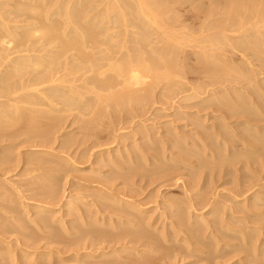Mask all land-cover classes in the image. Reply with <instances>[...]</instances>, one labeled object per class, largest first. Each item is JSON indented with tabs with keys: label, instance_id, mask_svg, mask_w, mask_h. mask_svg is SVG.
<instances>
[{
	"label": "rangeland",
	"instance_id": "374dc122",
	"mask_svg": "<svg viewBox=\"0 0 264 264\" xmlns=\"http://www.w3.org/2000/svg\"><path fill=\"white\" fill-rule=\"evenodd\" d=\"M18 1H16V0H9V1L0 0V4H1L0 5V9L2 8L0 10L1 13L3 12L5 14V12L6 13H7V11L9 12V10L14 8L15 3L18 2ZM58 1H60V0H51L50 3L52 2L51 3L52 5L50 4V7L52 6L51 8H53L56 5L54 9H57ZM76 1H78V0H76ZM76 1H74V0L70 1L71 3L69 5L72 6V8H74V9H72V11H71V7L70 6L66 7V5H65V8H66L65 10H68L67 8H70L71 12H73V10H74V13H77V12L80 11L79 4L81 3V4H85V6L81 5V8H83L82 11L84 12V11L89 10L88 7H90L92 9V6L94 5L95 7L93 6V9H94V11H97V12H94L93 9H92L93 13H92L91 10H90L91 12L88 11L89 13L85 12V14H83V13H81L82 11H80V13L83 14L82 16L84 18L88 16V15L86 16V14L94 15V16H88V19L86 18L85 20L91 21L90 23H92V21H93L92 18L94 20H96V22H95L96 26L95 27H98L97 24L99 23L100 19L102 20L104 15H106V14H108L107 16L110 15V17H111V20H109V22H111V21L113 22V19L115 18L114 16L116 14H118L119 13L118 11L120 10V8H116V7L119 6L118 3H119L120 0L118 1V3L115 2L116 0H110V1L107 0L108 3L109 2H114L115 4L117 3L116 6L113 7V9L111 7L112 3H109L110 4L109 5L106 0H104V1L101 0L100 1L101 3L99 2V0H97L96 2H99V3H97L96 5H100V7L97 6V8L99 7V9H101V10L96 8V5H95L96 2L93 3V1H95V0H92V3H93V4H91L92 6H88V2H90L91 0H84L85 1L84 3H82L83 0H80L81 2L78 1V4H77ZM221 1H218V0H176L172 4V3H169V2H171V0H170V1H167L168 3L165 2L166 4H164V5H166V7L163 8V9H165L164 11L160 9L161 11L164 12V14L162 12V15H160L161 13H159L160 11H158V13H159L158 16L159 17L160 16H164L165 19L168 16L171 19L174 18L173 20H175L176 16L178 17V20H175V23L172 22L173 23V27H174L175 24H177L176 26L177 27L179 26V27L176 28V29L177 30H182L183 31L182 34L185 33L183 35L186 36V37L183 38V36H182V38L180 40V42H181L180 45L181 46L179 44H177V45L180 46V48L182 47V49H181V52H180L179 51V46H177L178 47V51L180 52V54L178 53V56L180 58L178 57L179 61L176 60V64L178 62H180L184 66H182L180 63H178V70L180 71V69H181L183 71H180V74H178V75L177 74H173L174 77L173 76L171 77L172 80L171 79L167 80V78L166 79L165 78H161L159 80L157 79L156 81H154V83L156 85L153 83V87H150L151 88L150 94H152V95L150 97H148L147 102H145V104H138V106H136V107H134L135 105H133V104L125 105V106H121L120 105L121 109H119L120 108L119 105H117V107L115 108L113 106V105H115L114 103L112 104L110 102H107V101L105 102L103 100V103L99 102V104L100 103H102V104L101 105L98 104L97 107H95V106L93 107L91 105L90 106L91 110L90 109L88 110V108L82 110V109H80L78 107L77 108H73V109L72 108H68L67 110L71 111V112H68L67 110H65L66 113L62 112L65 115L66 118L64 117V115H62V118H64L63 119L64 121L61 124L58 125L57 123L53 122V125L55 124L53 128L56 127L57 129L55 128L56 132H55L54 129H53L54 131L53 130L51 131V132H53V133L55 132V133L53 135H52V133L50 134V136H49L50 139L47 140L48 143L41 140V143L44 142V143H42L44 147L40 144V138H37V136L41 137L42 131L47 128L46 121L44 119H41L39 117L36 118L37 116L35 117V119H33L31 117V115L29 114V112H27V111L25 112L27 117L24 115L23 118H18V119L16 118L15 119L14 117H12L10 115L12 112L7 114L6 115L7 117L5 115L0 117V120L3 118L1 120V122L2 123L4 122L3 125L0 122V125H1L0 126V130H1L0 131V140H2V141H0V159L3 160V158L7 157V156H9V158H10L8 160V162H10V163H7V162L3 163L4 165H1L2 163L0 161V259H1L0 261H3L1 264H20L21 262H22L21 264H106V262H108L110 260L111 261H115L114 264H122L124 262L130 263L131 261H132L131 263H134L133 261L136 262V260L139 259L137 257L138 256L137 254H139V256H140V259H139L140 261L137 260V262L139 264H143V263H145V264H264V207H263L264 206V204H263L264 200H259L260 202L257 201L258 202V207L257 206H253L255 208V210L251 209V207H250V210L248 208V210H249L248 211L247 209L245 210V208H247V204H248V202L250 200H245L246 199L245 195H241V196L240 195H237V196L235 195V197H233V195L235 193H233V191L230 190V189L235 190L236 187L240 183L242 185V183L244 182L245 183L244 185H246V183L248 182L247 185L250 184V183L255 185V188H256L255 190L258 192V196L259 197H262V198L264 197L263 196L264 195V152L261 153V151H260V153H259V151L257 150L258 154H259L258 155L256 153L257 151L256 150H251L250 147H247L248 150H245L246 146L242 147L241 144L236 143V140H233L234 138H231L233 140V142H229L230 143L229 145L230 146L236 145L237 147L235 148V150L232 147L229 148L228 145L227 146L225 145V147H224L223 144H222L220 146L219 143H221V141L224 140V136L223 137L219 136L216 139L218 143L214 142V137L211 136L210 138L211 139L213 138L212 139L213 143L211 144V146H209L207 148H204V146H202L201 143L197 142V140L194 139V137L195 138L197 137V136H194V135H196L198 132H201V133L204 132L205 134H207V132H209V134H210V131L213 129V126L216 123L217 124L219 123V121H218L219 119H216V118H218V116L221 115V111H220V113L219 112L216 113V111L214 109L212 110V108H214L213 107V103H217L218 101H219V103H222V97H224L223 102H225V103H232L233 100L234 101H238L242 97L240 92H237V90H236V89L239 88L238 87L239 85H237V81H236V85L237 86L235 85V83L233 85V82H231L232 84L231 83L229 84V82H230V80H229V82L226 81L224 83V85H223L224 87L222 86L223 83L222 84L219 83V84H216L215 86L207 87V89L210 91V92L206 93L207 95L205 94V95H203V97L201 96L199 98H192V99H188V100H186L185 97L188 94H190L191 92L190 91L182 92L183 89L188 88V87H192V85L194 83H196L197 80H199L197 78H200V80L198 81L199 84H200L201 81L207 80V78L204 77L205 76L204 72H202L201 70L203 69L204 62H208L210 58L207 59L208 56L203 55V52L201 50L202 46L199 47L198 43H200V45H205V44H208V43L204 42L205 44L204 43L202 44L198 40H200L201 38L205 39L206 32H207V35L209 33H211V37H213V33L214 34L216 33L215 34L216 36H217L218 33H221L220 27L217 28V30L219 31V32H217V30H216V28L214 26V25H216V27H217V24H218L217 22L218 21H219V23L220 22L224 23V24H221V25H225L226 24V22H225L226 21L225 20L226 17H225L224 14H226V16L228 14L225 11H224V14H223V9L221 7H222V4H223L224 0H223V2H221ZM8 2H9V6L7 5ZM66 2L64 4H68ZM74 2H76V3H74ZM176 2H178V3L174 4ZM213 2L215 4L218 3L216 6H214L215 9L216 8L218 9V7L220 6L219 4L222 3L221 6L219 7V11L217 9L215 10L214 8H213L214 9L213 11H208V8H210L214 4ZM199 3H200V5H199ZM105 4H107V5H105ZM120 4H121V1H120ZM170 4L171 5H176V6H171ZM74 5L79 7L78 11H77V8L75 10ZM104 5L107 6V7L105 8ZM108 5H109L110 9H109ZM164 5H162V6H164ZM196 5L197 6L198 5L199 6L202 5V9H199L198 7H195ZM112 6H114V5H112ZM162 6H160V7L162 8ZM168 6H169L170 11H167ZM3 8H4V10H3ZM5 8L7 10H5ZM195 8H197V10H195ZM106 10H107V12L111 11V10H115L117 13L115 11H113V13L114 12L116 13L113 16V13H110V12L107 13ZM50 11H54V10L50 9ZM75 11H77V12H75ZM98 11H99V13H98ZM101 11L103 12V14L105 12V14L103 15L101 13ZM166 11L169 12L170 14H172L173 16L170 17L171 15L169 13L166 14ZM205 11H206V15H203V12H205ZM221 12H222V14H221ZM100 13H101L102 16L99 15ZM120 13H121V11H120ZM211 13L214 16H212ZM5 15H6L7 19H9L8 17L11 16L10 14H9L10 16H7V14H5ZM98 15L100 17V18H98L99 20L96 18V16H98ZM174 15H176V16H174ZM222 15H224V16H222ZM116 16H118V15H116ZM206 16L207 17L209 16V18L213 19L212 22L214 24L213 23L211 24V19L207 18ZM83 17H81V19H83ZM10 18H11L10 19L11 20V22H10L11 25H13L14 24L13 22H15V21H17V22H15V24H17V23L20 24L19 20H21V19L15 20L16 18H14L13 15ZM52 18H53V20H56V18H58V17L57 16L56 17L53 16ZM164 18L162 20L161 17H160V20L164 22L165 21ZM221 18H222V21H221ZM223 18H224V21H223ZM106 19H110V18L106 17L103 20L105 21ZM171 19H169V21L167 23H166V21L164 23L162 22L163 25L165 23L166 24L170 23ZM85 20L83 19L84 22H86ZM103 20L101 22L103 23L104 26L108 27L107 29H109L111 26H108V25L109 24L112 25V23L107 22L108 20H106L105 22ZM89 21H87V22H89ZM106 23L107 24L109 23V24L106 25ZM127 23L129 24L130 22L127 21ZM116 25L117 24H115V23L112 25V28L114 29L113 30L111 28L112 32H114L116 28H117L116 29V31H117L116 33H118V31H120V32L118 34H116L114 32L116 34V38L115 39L111 38V39H113V41L111 40V42H113V44L119 42V40H120V42L123 41L124 40L123 38H125L127 36L129 37L131 33H134V34L136 33L135 35H137V33H138L137 32L138 31L137 27L139 25H137V27H136V24L134 26L131 24V25H129L130 27L127 26L126 28H123L124 26H118L117 25V27L114 28L113 26H116ZM251 25H250V29L252 28L254 30L253 31L251 29L253 31L252 34H254V32L257 29L255 30V25H254V28L252 27L253 25L252 26ZM263 25L264 24H261L262 27H264ZM169 26H170V24H169ZM213 26H214L213 30H215V31L211 30V27H213ZM100 27H101L100 30H98L99 29V27H98L97 32H99L101 30L104 31V32L102 31L104 33V34L102 33L103 36H101L102 34L101 35L99 34V36H101V38L102 37L104 38V35H106V37H107L110 33H112V32L109 33L110 30L108 31L106 29V27L102 28L103 27L102 25H100ZM119 27H121L122 29L121 28L119 29ZM182 27H185V28H182ZM248 27H249V25H246L245 28L243 27L244 32L247 31L246 29ZM134 28H135V30H134ZM202 28H204L205 30L202 29ZM105 29H106V31H105ZM123 29H126L128 31L126 32ZM152 29L155 32L156 26H153ZM170 29H171L172 33H173V31H176L175 27L172 28V26H170L169 29H168V32L167 31L166 32L167 33H171V32H169ZM173 29H175V30H173ZM199 29H200V31H199ZM243 29H241L242 30L241 32H243ZM261 29H262V31H264V28H261ZM201 30H202L203 33L201 32ZM249 31L250 30L248 28V32ZM17 32H18V30H17ZM19 32H21V31L19 30ZM124 32H126V35L124 34ZM129 32H131V33L128 35ZM154 32L152 33V34H154V36L152 35V37H154L155 40H157V38H156L157 35H155L156 33H154ZM166 32L163 33L164 35L158 36L160 41H161V39H165V37H167V33ZM99 33H101V32H99ZM114 33H113V36H115ZM230 33H232V32H230ZM230 33L229 32L227 33L229 35V37H228L229 39H227V38H226L227 40L219 39L220 42L225 43V44H227L229 42H231L233 44H238L239 39H231L230 38L231 36H235L233 34H235L237 32L231 34V36H230ZM134 34H131V35L134 36ZM202 34H204V35H202ZM237 34H236V36H237ZM192 35H194V36H192ZM207 35H206V37H207ZM117 36L119 38H117ZM162 36H163V38H162ZM187 36L188 37L191 36L192 40H190ZM197 36H199V37L201 36V37L198 39V38H196ZM253 36H249V39L251 38V40H249L248 37L246 38V40L247 39H248V41L256 40L257 36L256 37L255 36L253 37ZM116 39H117V42H115ZM159 39L157 41H154V39L151 38V36H150L151 42L154 41V43L152 44L150 42L149 44H152L153 47H157L156 45H158V44H156L155 42H158ZM184 39H187V40H184ZM196 39H197V41H196ZM171 40L174 42L173 39H171ZM171 40H169V41L171 42ZM230 40H232V41H230ZM234 42H236V43H234ZM162 44L164 45V43H162ZM3 45H4L3 47H5V45L8 46L7 44H3ZM152 46L150 45V47H149V45H148L149 48H151ZM158 46H161V44L159 43ZM117 47L121 49V50L119 49L121 52L123 50L122 53H124V51L126 52V49L125 50H124V48L122 49L120 45L115 46V48H114L115 51H116ZM194 47H195V49H193ZM0 48H2V44H0ZM182 51H183L184 54L182 53ZM232 51L233 50H231L230 52L226 51L225 53L224 52H218V54L220 53L222 55L221 59L222 60L224 59L223 61L226 64H229V65L226 66V67H228V70L231 69V67L233 68L232 70H229V72L231 71L230 73H232V75H233L231 77L229 76L230 78H233L234 76L239 74L237 72H240L239 67L242 66L241 65L242 64L241 53H239V52L236 53L237 51L234 50L235 54H234V56H232L233 55V53H231ZM197 52H200L201 55L199 56L197 54ZM181 53L183 54V57H182ZM214 53L217 54V52H214ZM222 53H224L225 55L222 54ZM193 54H195L197 57H199V58H197L198 59L197 62H195L196 59L194 57H196V56L193 57L192 56ZM229 54H231V55L229 56ZM186 55H188V56H186ZM201 57H203V58L201 59ZM181 58H182V60H181ZM188 58H189L190 61H188ZM231 58H233V59H231ZM191 59H192V64L190 63ZM230 59L233 60V61L230 62L231 61ZM237 59L238 60L241 59V60L238 61ZM193 61H194V63L196 65L193 63ZM198 61H201V62H198ZM202 61H203V63H202ZM210 61H211V59H210ZM77 62L78 61L73 62V64L75 65ZM234 62L235 63L237 62V64L235 65ZM179 65H181V66H179ZM71 66H72V63H71V65H68V68L71 67ZM180 67H182V68H180ZM189 67L190 68L192 67V68L190 69ZM195 68H196V70L199 69L201 71V73H200L199 70L198 71L194 70ZM8 69L10 70V68H8ZM71 69L72 68H70V70L69 69L68 70L71 72L72 71ZM226 69H225V71L227 73L228 70H226ZM68 70L65 71V72H69ZM193 70H194V72H191ZM82 71L80 73H82ZM4 73H6V71H4ZM226 73L224 72L225 75H226ZM72 74H73V72H72ZM75 74H77V73H75ZM91 74L88 73L89 76ZM109 74H112V72H109ZM184 74H186V75H184ZM199 74H201V75H199ZM195 75H196V77H195ZM70 77L72 78L74 76L71 75ZM68 79H70V78H68ZM201 79H203V80H201ZM166 80L169 81V83L171 81L170 84L173 87ZM173 80H174V82H173ZM175 80L178 81V82H176ZM194 80H196V81L194 82ZM148 82H150L149 84H151V82H152L151 78H149ZM198 82L196 83V85L198 84ZM177 83H179V84H177ZM2 84H4V82L1 81L0 86ZM77 84H80V82H78ZM225 84L226 85L229 84V85L226 86ZM169 85L171 86L172 90H171V88L170 89L168 88ZM232 86L234 88L236 87V89L233 90V88H231ZM225 87H227L228 90ZM86 88H88V87H86ZM89 88H90V86H89ZM152 88H153V90H152ZM83 89L85 91V88H83ZM164 89H166V90H164ZM167 89H169V90H167ZM210 89H212V90H210ZM220 90H223L225 93L220 91ZM112 91H114V90H112ZM211 91H214L215 93L216 92L217 93L215 94L214 92L212 93ZM232 91H233V93H232ZM89 92H88L89 94H87V92L86 93L82 92L84 94V96H87V98L83 96L84 100H82V101L85 102V100L87 99L86 102H91L90 100L95 99L94 98V94H91L92 91H89ZM105 92L101 91L100 93L102 94V96H110L109 94H112L111 92H107V91H105ZM230 92L233 94V96H232V94L230 95ZM103 93H105V95ZM179 93H180V95H179ZM235 93H236V95H235ZM85 94H87V95H85ZM208 94L211 95V96H215L216 95L217 99H214L213 103H212V98L213 97L211 98V96H209ZM224 95H226V96H224ZM216 96L214 98H216ZM238 96L240 97L239 99H238ZM88 97H89L90 100L88 99ZM181 97H182V99H181ZM208 97L210 98L209 99L210 102L207 101L208 100L207 99L206 102L203 101L205 103V104H203V102H201L203 100V98L205 99V98H208ZM231 98H233V99H231ZM234 98H236V99H234ZM0 99L3 100L2 98H0ZM230 99H231V102H230ZM148 100H149L150 104L152 103L151 105L148 104ZM216 100H218V101L215 102ZM111 102H114V101H111ZM196 102L199 105H197ZM98 107H99V109H95V110L93 109V108H98ZM142 107H143V109H142ZM40 108H44V107H40ZM100 108H101V111L104 108L102 113H100L101 112ZM77 109H80V110L75 111ZM92 109L94 111H92ZM72 110H73V112H72ZM96 111H99V113L97 112V114H96L95 113ZM27 113L30 115V117L28 116ZM55 113L58 114L57 112H55ZM100 114H103V115H101V117H100L99 116ZM13 118L16 121L13 120ZM22 119H24V122L22 121ZM30 119H32V120H30ZM241 119L243 120V118H241ZM241 119L238 118V116H234L233 119L226 120L225 121L226 125H224V126H226V127L228 126L227 132H225L224 130H221V131L225 135H226V133H228L227 134L228 136L226 135L227 137H230V136L232 137L233 135H238L239 131L241 129L243 131L246 130L247 132L252 131L250 129H246V126H244L243 124H240V123L236 124L235 123L236 121L240 122ZM33 120L36 123H34ZM43 120H44V122H42ZM93 120L95 122L97 120V122L96 123H92V122H94ZM214 120H217V121H214ZM12 121H14V122H12ZM18 121H21V123L18 122ZM40 121H41V123H38ZM16 122H18V124ZM214 122H216V123H214ZM12 123H15V125L11 126V125H13ZM29 123H30V126L27 125ZM47 123H48V121H47ZM90 123H92V125H90ZM24 124L27 127L24 126ZM37 124H38V126H37ZM5 125L6 126L8 125L9 128L4 127ZM33 125H36V126L33 127ZM61 125H63V126H61ZM239 125H241V126H239ZM41 126L42 127L45 126V127H43V129H42ZM86 127H88L89 130ZM5 128H6V130H4ZM33 128H35V129L32 130ZM37 128H38V130L39 129H41V130L38 131ZM85 128H86V130H85ZM35 130L38 133H36ZM58 130H60V131H58ZM148 130H149V133H148ZM248 130H250V131H248ZM30 131L32 132L31 134H30ZM143 131H144V133H143ZM205 131H207V132H205ZM214 131L215 130H213V133H214ZM20 132H22V133H20ZM39 132H41V133H39ZM2 133H4V134H2ZM14 134L16 135V137L14 136ZM211 134H212V131H211ZM51 135L54 137V139H51L52 138ZM124 135H125V137H124ZM147 135H148V137H147ZM85 136L89 137L88 140H86L87 138H85ZM3 137H5L4 140L2 139ZM11 137H12V139H11ZM151 137H152V139H151ZM181 137H183V138H181ZM8 138H10V139L8 140ZM65 138L67 139V141L70 139V141L65 142ZM71 138H74V139H71ZM37 139L39 140V143H38ZM30 140H31V142H30ZM151 140H153V141H151ZM170 140L171 141H173V140L177 141L180 144L179 147L185 148L188 152H190V153H192L194 155V158L189 159L188 162L189 163L192 162L193 163L192 165L196 166V169L193 168V167L192 168H190V167L185 168L184 165H180L176 161H172V160H168V159L164 158V155L165 156L167 155L169 157L172 152H174L175 155H177V153H178V149H175L173 151L171 149H169V144L172 143ZM28 141H29V143H27ZM34 141L38 145L36 143H34ZM49 141H51V142H49ZM162 141H163V143H162ZM186 141H187V143L190 142L191 144L193 142H196L197 145L196 146L193 145V144L192 145L191 144L186 145ZM144 142H146V143H144ZM209 142H212V141L208 140L207 143H209ZM125 143H126L127 146L125 145ZM237 144H239V145H237ZM212 146L214 147V149L217 148L216 150L218 151V154H216V155L214 154V156L211 155V153H210V150L213 148ZM126 147L128 149H126ZM137 147H139V148H137ZM249 148H250V150H249ZM139 149L140 150L143 149L144 151L143 150L140 151ZM160 149H161V151H160ZM229 149L231 151H229ZM109 150H110V152L112 154L109 152ZM125 150H126V152L124 153ZM127 150H128V152H127ZM238 150L241 153H242V151H245V154H244V152L242 153V154L246 155V156L243 155L244 156L243 159L236 157V156H238V157L242 156V155H240V156L236 155L237 153L234 152V151L238 152ZM41 151L45 152V153H42ZM116 151H118V152H116ZM204 151H205V153H204ZM247 151H249V153L251 155L249 153H246ZM251 151H254V154ZM129 152L132 153V155L130 153V157L127 156V155H129L128 154ZM106 153L110 154V155L108 154L109 158H108ZM143 153H144L145 156L142 155ZM233 154L235 155V157H234L235 159L233 158ZM5 155H7V156H5ZM155 155H158V156L163 157V158L161 159L159 157L160 161L159 160L155 161L153 159V157ZM220 155H222L223 157H221ZM11 156H13V158H12L13 161L11 159ZM26 156H30V157H26ZM101 156H102V158L100 159ZM231 156H232L233 159H231ZM255 156L257 157V159H256ZM260 156H262V157L260 158ZM45 157L49 158V159L46 158V160L48 161L47 162L48 164L47 163H46V165H45V163L41 164L42 166L41 165L40 166L37 165L38 166L37 168H36L35 165H33L34 162H32L33 163L32 164L29 161L31 158L33 160L35 158H41L42 160H45L44 159ZM110 157L113 158V159H111ZM123 157H125V158H123ZM147 157H149V158H147ZM173 157H177V156H173ZM203 157L205 159H203ZM217 157H219V158L221 157V158L219 159ZM114 158L117 159V160L114 161L115 160ZM132 158H133V160H132ZM178 158H180V157H178ZM207 158H208V161H211L210 163L207 162ZM246 158H248V159H246ZM249 158H252V159H249ZM50 159L52 161H50ZM239 159L243 160L244 162L243 161L240 162ZM106 160H107L108 165L106 163ZM112 160L115 162L114 164H113ZM220 160L221 161L223 160V161L220 162ZM225 160H228L230 162V164L228 165L227 163H225V165L222 166L224 164L223 162ZM233 160H236V162L233 161ZM250 160H251V163L249 162L250 164L247 165V166L250 167L249 168L245 164H248V161H250ZM55 161H57V162H55ZM96 161H98V162L96 163ZM121 161L123 162V165L121 164L122 163ZM124 161L125 162L127 161L128 164L125 163ZM212 162H215V163L217 162V163L215 164V163H212ZM255 162H256V164H255ZM30 163H31V165H29ZM221 163H222V165H221ZM35 164H37V163H35ZM53 164H55V165H53ZM214 165H216V167ZM47 166H48V168H47ZM55 166L58 169V171L55 168ZM119 166H121V167H119ZM161 166L163 167V169H162ZM221 166L223 168L230 169L229 170L230 174H227V175L224 174V173H226L225 170H227V169H223ZM32 167H34V168H32ZM60 167H61V170L59 171ZM140 167H143V169L140 168ZM173 167H178V169H180V170L177 171V172H175V171L171 172L170 171L168 173H164L166 170H168V169L171 170ZM35 168H36V170H35ZM38 168H39V170H38ZM158 168H160V169H158ZM210 168H211V170H210ZM216 168H217V170H216ZM220 168H222V169H220ZM29 169H31V170L33 169L32 170L33 172L31 170H29ZM52 169L55 170V171L52 172L53 171ZM139 169H140V172H139ZM213 169H215V170H213ZM235 169L237 171L241 170L242 172L241 171L235 172L236 171ZM141 170H142V172H141ZM219 170H221V171L223 170L222 174H221V171H219ZM191 171H193V176L195 174L194 179H193L194 183H195L194 184L195 186H194V188L192 187V191H191V193L194 195L193 197L194 198H200L202 196L206 197V195H207V197L209 196L208 198L210 199L213 196V198H211V199L216 201V203H217L216 205H218L216 210H217V212L218 211L219 212L217 214H213V216H212V213L210 214L209 206L204 207V209L202 207H194V209L191 208V210L187 209L188 210V215H189V213H190V215H189V217L185 216V219L186 218L187 219L186 220L184 219L185 220V222H184L185 224L183 225L184 227L183 226L182 227L175 226L174 228H170L169 226L167 227L166 224H170V222H172L175 218L174 219L173 218L167 219L165 215L161 216V212H164L165 210H163V207H161L159 205L162 204V206H163V203H165V201L168 202L170 200L171 201L172 200L176 201L175 202L176 204L179 201L180 202H182V201L186 202V200H187V198H186V189H185L184 185H186L187 182H189L192 179V177H190L188 175ZM127 173H129L130 175L127 174ZM199 173L201 175H199ZM211 173H212V176L214 177V178L212 177L213 180L211 178ZM215 173L217 175L218 174L219 175L217 176ZM46 174H47V176H46ZM151 174H153V175H151ZM241 174H243V175L241 176ZM224 175L226 176V178H225ZM48 176H50L51 178L48 177ZM122 176H124V177H122ZM129 176H130L131 179H129ZM37 177H40V179L39 178L37 179ZM44 177H45V179H44ZM223 177H224V179H223ZM232 177H234V178H232ZM242 177H243V179H242ZM41 179H42V181L40 183ZM46 179H47V181L49 183L46 181ZM49 179H50V181H49ZM233 179H236L237 181H235V180L232 181ZM238 180H239V183H238ZM32 181H35V182H32ZM54 181H56V182H54ZM45 182H47L48 184H45ZM204 182H205V184H204ZM236 182L238 183V185L236 184ZM41 184L45 185L44 189H43L44 185L41 187ZM235 184H236V187H235ZM251 184L248 185V186H251ZM47 185H51L52 186L51 188L54 187L52 189V191L55 192L54 194L52 192H51V194H49L50 193L49 192L50 188L48 190L47 187H49V186H47ZM29 187H30V189H29ZM31 187H32V189H31ZM38 187H39V189H38ZM46 188H47V190H45ZM259 188H261V189H259ZM37 191H39V192H37ZM261 191H263V192L261 193ZM35 192H37V193H35ZM46 192L48 194H46ZM208 192H209V194H208ZM259 192L261 194H259ZM17 193H18V195H17ZM42 193L46 194L48 197L46 195H43ZM104 193H106V195L108 194L109 197H107V198H111V201H110V199H107L105 197L106 195ZM11 194L13 196L12 198H14V200H15V201L13 200L15 203L17 201H19V199H20V201L17 202L16 204L13 203V201H8L9 199L7 197L9 196V198H10ZM101 194H102V196H101ZM40 195H42V197ZM54 195L55 196L57 195L56 198H59L61 202L58 201V199H56ZM70 195H71V198L68 197ZM114 195L117 196V197L126 198V199L134 201L136 203L138 202V204L143 205L145 208H149V212L146 215L149 216V215L152 214V217H153L152 221H154L156 219L155 220L156 221L155 222L156 225L154 224V226H157V227L153 228L154 230L152 229V227H150L152 229V231H151L150 228H147V227H145V228H147V230H145V228L143 226H142V228H140V226L136 227L135 228L136 230L134 231V230H132V229H134V227H132L130 225L129 226L126 225V224L123 225V224H121V222L119 224V222H118L119 220L118 219L115 220V224L117 225V228L119 229L120 233H123V231H128V230H130L128 232L133 231V233H134V232H137L138 229H139V232L141 230L142 231H144V230L148 231V229H149V231L152 232L151 234L153 236H156V237L159 236V238H157L158 240H152L153 243L151 244V246L148 245V244H150V242H149V243H147V246H148L147 247L146 246V242L144 240H142V239H141L142 241L139 240V242L136 243V241H135V243H134V242H130L128 240V238H126L125 242L122 240L124 243L122 241L121 242L119 241L121 243L120 244V243H116V242H118L116 240H114L115 242L112 239L111 240L113 242L111 240L109 241L110 237L106 238V237L102 236L105 233L106 230L107 231L110 230L113 233L118 232V229H116L115 227L112 228L111 225L108 226V224H110V222L108 221L107 218L105 220L102 219V216H105L106 214H108L107 213L108 211H106V212L104 211L105 213H101V211H99V208L101 209V206L106 208V206H110L108 204H112L113 203L112 199H114V197H113ZM58 196H60V197H58ZM130 196H131V198H130ZM231 196L233 197L234 200L237 197L236 200H239V202H238L239 204L237 203L238 206L235 204L236 201L232 202L233 200L231 199L232 198ZM238 196H240V197L238 198ZM16 197H17V199H15ZM61 197H63V198H61ZM183 197H185L186 199L183 198ZM225 198H227V199H225ZM101 199H103V200H101ZM67 200L71 201L72 204H71V206L66 208V207H64V202H67ZM226 200L228 201V203H227ZM230 200H232V201H230ZM98 202H99L100 205L103 203V205L100 206V205L96 204ZM93 203H94V205H93ZM261 204H262V207H261ZM36 205H42V206L45 205V206L49 207L51 209V211L41 212L40 209L34 207ZM235 206H236V208H233ZM243 206L245 207L244 209H243ZM103 207H102V209H104ZM153 207L155 208V210H154ZM237 207H240L241 209L238 208V210L236 212L235 209H237ZM219 208H220V210H219ZM230 208H231V210H232V208H233V210H235L234 213L232 212V215L234 216L233 218L231 216V212L229 214ZM227 209H228V211H227ZM239 209H240V211H239ZM96 210H98V211H96ZM224 210H226L227 213ZM186 212L187 211H185V215H186ZM158 213H160V214H158ZM70 214H72V215H70ZM202 215H205V216L203 217ZM200 216H202V217H200ZM159 217H162V218H159ZM256 217H258L259 219L256 218ZM36 218L39 219L40 221L37 220ZM42 218H43L44 222L42 221ZM60 218H62V219H60ZM202 218L204 220H207V222H205ZM222 218H223V220H222ZM227 218H230V220L228 219L230 222L227 221ZM234 218L235 219L237 218V219L235 220ZM238 218H244V219H242L243 222H241ZM100 219H102V221ZM219 219H221V220H219ZM224 219H226V221ZM253 219H255V220H253ZM61 220H63V221H61ZM200 220H201V222H200ZM244 220L246 221V223L244 222ZM45 221H46V223H45ZM58 221H60V222H58ZM62 222H65V223L63 224ZM157 222H158V224H157ZM204 222L208 223V225L209 224H211V225L213 224V227L212 226L210 227V225H209V227H210L209 228L208 225H207L208 228L206 227V229H205L204 228L205 224H202ZM228 222H229V224H227ZM164 223H166V224L163 226ZM219 223H222V224H220V226H219ZM69 224H71V225H69ZM191 224H193V226ZM62 225L65 226V227L69 226L68 227L69 228V232L67 231L68 233L65 230L62 231V228H63ZM188 225H189V227H188ZM214 226H215V228H214ZM87 227H89V228H87ZM162 227H164L165 230ZM185 227L186 228H190L191 230L188 229L186 232H184L183 230H186ZM196 227H197L198 230H201V231L194 233L193 230L197 231ZM200 227H202V228L199 229ZM79 228H80V230H81L80 232L82 234L79 233ZM182 228H183V230H182ZM192 228H194V229H192ZM211 228H213V229H211ZM156 229H157L158 232L156 231ZM166 229H168V231ZM202 229H204L205 231L202 230ZM214 229L218 230L219 232H215L214 233L213 232ZM82 230H84V231H82ZM89 230H91V231H89ZM170 230H171V232H170ZM100 231H101V233H100ZM191 231H192V233H190ZM210 231H212V232H210ZM91 232L94 235L97 234L96 235V239H97V241L99 243L97 241H95V242L92 241V240L95 239L94 238L95 236H93V234ZM102 232H104V233L102 234ZM164 232H166V233H164ZM187 232H189L188 235H187ZM88 233H91L92 237L94 239L89 237L90 234H88ZM160 233H162V234H160ZM198 233H199V235H198ZM224 233H225V235H224ZM98 234L99 235L101 234V235L99 236ZM158 234H160V235H158ZM202 234H204V235H202ZM212 234H213V236H212ZM57 235H58V238H57ZM61 235H63V236H61ZM165 235L166 236L168 235V237H166L163 240L162 236L165 237ZM85 236H88L87 237L88 239ZM97 236H98V238L100 240H98ZM100 237H103L106 240L105 239L103 240V238H100ZM192 237H193L194 240L192 239ZM64 238H65V240L63 241ZM74 238L76 239V242H75ZM82 238H84V239L86 238L87 240H85V242H84V239H82ZM189 238H191V239H189ZM77 239H78V241H77ZM80 239L83 240V241L80 242ZM129 239H130V237H129ZM89 240H91L94 244L96 242L98 244L96 243V245H94ZM101 240H103V242H104L103 245H102L103 242L101 243ZM86 241H87V244L85 245ZM108 241H109V243H111L110 246L107 245L108 243H105V242H108ZM126 241L127 242L129 241V243L127 244ZM78 242H80L82 245L79 243V245H80L79 246L77 244ZM143 242H145L144 243L145 245L143 244ZM157 242H159V243H157ZM113 243H114V245L116 244L117 246H114ZM187 243H188V245H187ZM89 244H91L92 247ZM124 244H127V245H125L127 247L130 244V246L128 247L129 249L124 250V252L120 251L118 253H116L114 251H113L114 253L110 252L112 250L117 249V247H119V248L122 247L121 245H124ZM83 245H85L84 247L87 246V248L90 246L91 249H90V247L88 249L87 248L84 249ZM106 245L108 247H105ZM140 245H141L142 248L140 247ZM76 246H78V247H76ZM95 246H96V248H95ZM150 247L153 250H154L155 247H156V249L154 251L150 249L152 251L151 252L148 249ZM104 248H107V250H105ZM78 249L80 251H78ZM95 250H97V251H95ZM108 251H109V253H107ZM135 251H137L138 253L135 252ZM148 251H150V252H148ZM25 252H28V253L24 254ZM75 252H77V253H75ZM105 252H106V254H104ZM140 252H142L141 253L142 256L140 255ZM135 253H137V254H135ZM23 254H24V256H23ZM109 254H111V255H109ZM25 255H26V257H25ZM105 255H106V257H105ZM143 255L146 258H143ZM2 257H3V260H2ZM26 258H28V259L26 260ZM134 259H136V260H134ZM142 260H144L145 262L142 261ZM27 261H28V263H27ZM32 261H33V263H32ZM136 263H134V264H136Z\"/></svg>",
	"mask_w": 264,
	"mask_h": 264
},
{
	"label": "bare ground",
	"instance_id": "6f19581e",
	"mask_svg": "<svg viewBox=\"0 0 264 264\" xmlns=\"http://www.w3.org/2000/svg\"><path fill=\"white\" fill-rule=\"evenodd\" d=\"M7 1H9V0H7ZM16 1H18V0H16ZM50 1L51 0H19L18 2H16L15 3V6H14V8L13 9H11V10H9V12L7 11V13L5 12V14H7V16H10V17H12V15H13V17L14 18H16L15 20H19V19H21V20H19V23L20 24H15V22H17V21H15V22H13L14 24L13 25H11L10 24V22H11V18L10 17H8L9 19H7V17H6V15L2 12L1 13V11H0V44H2V48H0V83H1V81L2 82H4V84H2L1 86H0V98H2L3 100H1L0 99V117H2V116H6L7 114H9L10 112H12L10 115L12 116V117H14L15 119L17 118H23L24 117V115L26 116V111L27 112H29V114L31 115V117L33 118V119H35V117L36 118H41V119H44L45 121H46V126H47V128L45 129V130H43L42 131V133L41 132H39V133H41V137H38L37 136V138H40V144L43 146V144L42 143H44V142H47V140H49L50 139V134L52 133V135L56 132V129L55 128H53L54 127V125H53V122L54 123H57L58 125L59 124H61L64 120V118H62V115H64L62 112H64V113H66L65 112V110H67L68 108H80V109H82V110H84V109H86V108H88V110L90 109V106L92 105L93 107L95 106V107H97V105L99 104V102H102L103 103V100L106 102H110V103H114L115 105H113L115 108L117 107V105H121V106H125V105H130V104H133V105H135L134 107H136V106H138V104H145V102H147V99H148V97H150L152 94H150V91H151V88L150 87H153V83H154V81H156L157 79L159 80V79H161V78H167V80L168 79H171V77L173 76V74H180V71H183V70H181L180 69V71L178 70V63H180V62H178L177 64H176V60H178L179 61V59H178V53L180 54V52H181V49H182V47L180 48V44H181V42H180V40H181V38H182V36H183V38H185L186 36H184L183 34H185V33H183L182 34V30H177L176 28H178L176 25L177 24H175L174 25V27H175V29H176V31H173V33L171 32V29H170V31L169 32H171V33H167L168 32V29H169V27L170 26H172V28H174L173 27V23H175V20H178V17L176 16V15H174V16H176L175 17V20H173L174 18H169V16L168 17H166V19L164 18V16H160L161 17V19L163 20V18H164V20L166 21V23L169 21V19H171V22L170 23H168V24H164L163 25V23L165 22H163V21H161L160 20V17L158 16V14L159 13H161L160 15H162V12L165 10V9H163L164 7H166V5H164V4H166L165 2H167V1H170V0H120L121 1V4H120V1L119 0H116L115 2H117L118 3V1H119V6L118 7H116V8H120V10L118 11L119 13H120V11H121V13L119 14H116L117 12L115 11V10H111V11H108V12H110V13H113V11H115L114 13H113V16L116 14V15H118V16H114L115 18L113 19V22L111 21V22H109V20H111V17H110V15L109 16H107L108 14H106V15H104L105 14V12H104V14H103V12L101 11V13L104 15V17L106 16L107 18L109 17L110 19H106V20H108L107 22H109V23H112V25L115 23V24H117L118 26H124L123 28H126L127 26H129V25H135L136 24V27H137V25H139L138 27H137V35H135L134 33H131V32H129L128 33V35L131 33V34H134V36L133 35H131L130 34V36L128 37H125V38H123L124 40L123 41H121L120 42V40H119V42H117V39H116V41L115 42H117V43H115V44H113V42H111V40L113 41V39H115L116 38V34H118L120 31H118V33H116L117 31H116V27H117V25L116 26H113L114 28H116L115 29V33L114 32H112V25H110L109 23V25L106 23V25H108V26H111L109 29H107L108 27H106V26H104L103 25V23L101 22L103 19H105L104 17H103V19L101 20L100 19V21H99V25L97 24V26L99 27V29H98V27H95L96 26V20H94L93 18H92V23H90L91 21H89V20H85L86 18L88 19V16H94V15H92V14H86V16L87 17H83L82 15L83 14H85V12H87V13H89L88 11H92V9H93V6L91 5V4H93V3H95L97 0H95V1H93V3H92V0L90 1V2H88V6H92V9L90 8V7H88V9L89 10H87V11H82L83 10V8H81V5H83V6H85V4H79V6H80V11H82L81 13H83V14H81L80 13V11L79 12H77L78 10H79V7L78 6H76V5H74V7H75V10H76V8H77V11H75V12H77V13H74V10H73V12H71L72 11V9H74V8H72V6H70L69 4L71 3L70 1H73V0H60V1H58V7H57V9H54L55 8V6L53 7V8H51L50 7V4L52 3H50ZM74 1H76V0H74ZM79 2H81L80 0H78ZM78 1H76L77 2V4H78ZM101 0H99V2H100ZM104 1V0H103ZM107 1V0H106ZM110 1V0H109ZM173 0H171V2H169V3H172L173 4V2H175L176 0H174L173 2H172ZM218 1H221V0H218ZM13 2V1H12ZM68 3V4H64V3ZM76 2H74V3H76ZM85 1L83 0V2L82 3H84ZM99 2H96L95 3V5L97 4V3H99ZM221 2H223V0L221 1ZM101 3V2H100ZM106 3V2H105ZM107 3H108V1H107ZM109 3H112L111 4V7H112V9H113V7H115L116 6V4L114 3V2H109ZM108 3V4H109ZM168 3V2H167ZM178 2H176V3H174V4H177ZM214 3V2H213ZM11 4V3H10ZM90 4V5H89ZM218 4V3H217ZM217 4H213L210 8H208V11H213L215 8H214V6H216ZM222 4V3H221ZM221 4H219L220 6H221ZM1 5V4H0ZM8 6H9V2H8V4H7ZM52 5V4H51ZM65 5H66V7L67 6H70L71 7V11H70V8H67L68 10H65L66 8H65ZM72 5V4H71ZM102 5V4H101ZM105 5H107V4H105ZM104 5V7L106 8L107 6H105ZM110 5V4H109ZM109 5H108V7H109ZM112 5H114V6H112ZM162 5H164V6H162ZM171 5V4H170ZM199 5H200V3H199ZM195 6V7H198L199 9H202V5L201 6ZM3 6V5H2ZM82 6V7H83ZM97 6H99L100 7V5H96V8H97ZM160 6H162V8L160 7ZM171 6H176V5H171ZM210 6V5H209ZM219 6V7H220ZM95 7V6H94ZM99 7L97 8V9H99ZM103 7V8H104ZM207 7V6H206ZM219 7H218V11H219ZM7 8V7H6ZM5 8V10H7ZM87 8V7H86ZM85 8V9H86ZM104 8V9H105ZM214 8V9H213ZM222 9H223V14H224V11L225 12H227V16H226V14H224L225 15V17H226V24L225 25H221V24H224V23H219V21L217 22L218 24H217V27H216V25H214L215 26V28H216V30H217V28L218 27H220V29H221V33H218L217 34V36L213 33V37H211V33H209L208 35H207V32H206V35H207V37H206V35H205V39L204 38H201L200 40H198L199 42H201L202 44L204 43V42H206V43H208V44H205V45H200V43H198L199 44V47L200 46H202L201 47V50H202V52H203V55H206V56H208V58L207 59H211V61H210V59H209V61L208 62H204V65H203V69L201 70L202 72H204V74H205V76L204 77H206L207 78V80H203V79H201V80H203V81H201L200 82V84H199V80H200V78H197V79H199V80H197V82H198V84L196 85V83H194L196 80H194V84L192 85V87H188V88H185V89H183L182 90V92H187V91H190L191 93L190 94H188L185 98H186V100H188V99H192V98H199V97H203V95H205L207 92H210L208 89H207V87H210V86H215L216 84H219V83H223L222 84V86L224 85V83L226 82V81H228L229 82V80H230V82H229V84L231 83V82H233V85H234V83H235V85H236V81H237V85H239L238 87V89H236V87L234 88L233 86L231 87V88H233V90L234 89H236L237 90V92H240V94H241V98L238 96V101H232V103H225V102H223V99H224V97H222V103H219V101L218 100H216L215 102H217V103H213V100L214 99H217V96H216V98H214L215 96H211V95H209V96H211V98H212V103H213V107L214 108H212V110L214 109L215 111H216V113L217 112H219L220 113V111H221V115H219L218 116V118H216V119H219L218 121H219V123L217 124L216 122H214V123H216L214 126H213V129L211 130L212 131V134H211V131H210V134H209V132H207V131H205V132H207V134H205L203 131V133H201V132H198L196 135H194V136H197L196 138L194 137V139H196L197 140V142H199V143H201L202 144V146H204V148H207V147H209V146H211V144L213 143V138L211 139L210 137L212 136V137H214V142H216V143H218L217 142V138L219 137V136H224V140H222L221 141V143H219V145L221 146L222 144H223V146L225 147V145L227 146L228 145V147L230 148V147H232L234 150H235V148L237 147L236 145H233V146H230L229 144V142H233V140H236V143H239V144H241V146L243 147V146H246V149L245 150H248V148L247 147H250L251 148V150H258L259 151V153H260V151H261V153L262 152H264V31H262V29L261 28H264V27H262L261 26V24H264V0H224V2H223V4H222V7H221ZM2 9V8H1ZM0 9V10H1ZM50 9L52 10H54V11H50ZM109 9H110V7H109ZM163 10V11H161V10ZM215 9V10H216ZM3 10H4V8H3ZM99 10H101V9H99ZM174 10V9H173ZM195 10H197V8H195ZM207 10V9H206ZM90 11V12H91ZM93 11H94V9H93ZM93 11H92V13H93ZM158 11H160L159 13H158ZM167 11H170V9H169V6H168V8H167ZM166 11V14L167 13H169V12H167ZM176 11V10H175ZM174 11V12H175ZM203 11V10H202ZM94 12H97V11H94ZM106 12H107V10H106ZM107 12V13H108ZM216 12V11H215ZM10 15H9V14ZM98 13H99V11H98ZM97 13V14H98ZM101 13L99 14L100 16H102L101 15ZM95 14V13H94ZM96 14V15H97ZM163 14H164V12H163ZM165 14V15H166ZM170 14V13H169ZM214 14V13H213ZM217 14V13H216ZM221 14H222V12H221ZM59 18H56V20H53V16L54 17H56V16ZM99 15L98 16H96V18L98 19V18H100L99 17ZM112 15V14H111ZM171 16L170 17H172L173 15L172 14H170ZM203 15H206V11L205 12H203ZM211 15H212V13H211ZM224 15H222V16H224ZM212 16H214V15H212ZM211 16V17H212ZM221 16V15H220ZM81 17H83V19L86 21V22H84L83 21V19H81ZM130 17V18H129ZM207 17V16H206ZM205 17V18H206ZM13 18V19H14ZM90 18V17H89ZM169 18V19H168ZM177 18V19H176ZM207 18H209V16L207 17ZM168 19V20H167ZM209 19H211V18H209ZM220 19V18H219ZM91 20V19H90ZM99 20V19H98ZM105 20V21H106ZM173 20V21H172ZM217 20V19H216ZM13 21V20H12ZM87 21H89V22H87ZM104 21V20H103ZM104 21V22H105ZM127 21L128 22H130L129 24L127 23ZM213 21V19H211V24L213 23L212 22ZM221 21H222V18H221ZM223 21H224V18H223ZM94 22V23H93ZM98 22V21H97ZM163 22V23H162ZM173 22V23H172ZM101 23V24H100ZM210 23V22H209ZM162 24V25H161ZM169 24H170V26H169ZM214 24V23H213ZM220 24V25H219ZM253 26H252V25ZM100 25H102L103 27L102 28H104V27H106V29L109 31V33L110 32H112V33H110L107 37H106V35H104V38L102 39L101 38V36H103V30H101V31H99V32H101V33H99V32H97V29L98 30H100ZM227 25V26H226ZM246 25H249V32H248V28L246 29L247 31H245L244 32V29H243V27L245 28V26ZM250 25L254 28V25H255V32H254V34H252V32L254 31L252 28V30L250 29ZM258 27H257V26ZM153 26H156V30H155V32L153 31V29H152V27ZM169 26V27H168ZM211 26V25H210ZM214 26L213 27H211V30H213V28H214ZM264 26V25H263ZM130 27V26H129ZM135 27V28H136ZM188 27V26H187ZM257 27V28H256ZM21 28V29H20ZM112 28V29H111ZM121 27H119V29H120ZM135 28H134V30H135ZM181 28V27H180ZM182 28H185V27H182ZM106 29H105V31H106ZM122 29V28H121ZM175 29H173V30H175ZM202 29H204V28H202ZM241 29H243V32H241L242 30ZM17 30H18V32H19V30L21 31V32H17ZM114 30V29H113ZM124 31H128V30H126V29H123ZM205 30V29H204ZM203 30V31H204ZM103 31V32H102ZM122 31V30H121ZM167 31V32H166ZM181 31V32H180ZM197 31V30H196ZM199 31H200V29H199ZM213 31H215V30H213ZM237 32V33H235V32ZM126 32H124V34L126 35ZM156 33L155 35H157V40L159 39V37L158 36H160V35H164L163 33L164 32H166L167 33V37H165V39H161V41H160V39H159V43L161 44V46H158L159 45V43L158 42H155L156 44H158V45H156L157 47H153L152 46V44L154 43V41H157V40H155V38L154 37H152V35L154 36V34H152V33ZM175 32V33H174ZM198 32V31H197ZM201 32H202V30H201ZM217 32H219L218 30H217ZM230 33V32H232V33H230V36H231V34H233V33H235V34H233V35H235L236 36V34H237V36L235 37V36H231L230 38L231 39H239V42H238V44H233V43H231V42H229V43H227V44H225V43H222V42H220V40L219 39H225V40H227V39H229L228 37H229V35L227 34V33ZM103 33V34H102ZM107 33V32H106ZM105 33V34H106ZM113 33L115 34V36H113ZM123 33V32H122ZM203 33V32H202ZM99 34L101 35V36H99ZM112 34V35H111ZM171 34V35H170ZM202 35H204V34H202ZM216 37H215V36ZM257 36V38H256V40H254V41H248V39H249V36ZM113 36V37H112ZM124 36V35H123ZM150 36H151V38H153L154 39V41L153 42H151V40H150ZM192 36H194V35H192ZM253 36V37H254ZM106 37V38H105ZM122 37V36H121ZM188 37V36H187ZM201 37V36H200ZM199 36H197L196 38H200ZM248 37V39L246 40V38ZM8 38V39H7ZM111 38H113V39H111ZM117 38H119L118 36H117ZM162 38H163V36H162ZM173 39L174 40V42L171 40V39ZM190 40H192V38H191V36L190 37H188ZM187 38V39H188ZM227 38V39H226ZM187 39H184V40H187ZM241 39V40H240ZM169 40H171V42L169 41ZM195 40V39H194ZM249 40H251V38L249 39ZM196 41H197V39H196ZM229 41V40H228ZM230 41H232V40H230ZM235 41V40H234ZM152 43V44H149V43ZM177 42V43H176ZM162 43H164V45L162 44ZM174 43V44H173ZM185 43V42H184ZM193 43V42H192ZM234 43H236V42H234ZM3 44H7L8 46H6L5 45V47H3L4 45ZM128 44V45H127ZM177 44H179V45H177ZM117 45H120L121 46V48L123 49L124 48V50L126 49V52L124 51V53H122L123 52V50H122V52L120 51L121 49L120 48H118L117 47V49H116V51L114 50V48H115V46H117ZM148 45H149V47H150V45L152 46L151 48H149L148 47ZM177 46H179V51H178V47ZM233 50L231 53H233V55L232 56H234V54H235V52H234V50L235 51H237L236 53H241V58H242V66L241 67H239V69H240V72H237V73H239V74H237L236 76H234L233 78H230L231 76H233L232 75V73H230L229 72V70H232L233 68L231 67V69H229L228 70V67H226L227 65H229V64H226L222 59H221V57H222V55L219 53L218 54V52H230L231 50ZM120 49V50H119ZM193 49H195V47L193 48ZM200 49V48H199ZM118 50V51H117ZM184 51V50H183ZM183 51H182V53H183ZM188 52V51H187ZM193 52V51H192ZM214 52H217V54L216 53H214ZM181 53V54H182ZM195 53V52H194ZM224 53H222V54H224ZM184 54V53H183ZM183 54H182V57H183ZM186 54V53H185ZM191 54V53H190ZM197 54L200 56L201 55V53L200 52H197ZM228 54V53H227ZM170 55V56H169ZM189 55V54H188ZM188 55H186V56H188ZM202 55V56H203ZM225 55V54H224ZM231 54H229V56H230ZM169 58H168V57ZM193 57L194 56H196L195 54H193L192 55ZM227 56V55H226ZM224 57V56H223ZM180 58V57H179ZM190 58V57H189ZM189 58H188V61H190L189 60ZM195 59H196V61L195 62H197V58H199V57H194ZM203 57H201V59H202ZM226 58V57H225ZM230 58V57H229ZM231 59H233V58H231ZM230 59V60H231ZM235 59V58H234ZM181 60H182V58H181ZM180 60V61H181ZM205 60V59H204ZM229 60V59H228ZM238 60V59H237ZM239 60H241V59H239ZM238 60V61H239ZM76 61H78L75 65L73 64V62H76ZM194 61H193V63H194ZM233 60H231L230 62H232ZM235 61V60H234ZM237 61V62H238ZM198 62H201V61H198ZM229 62V61H228ZM237 62L235 63V65L237 64ZM71 63H72V66L71 67H69L68 68V65H71ZM191 64H192V59H191V62H190ZM202 63H203V61H202ZM241 63V62H240ZM181 64V63H180ZM195 64V63H194ZM232 64V63H231ZM74 65V66H73ZM182 65V64H181ZM181 65H179V66H181ZM196 65V64H195ZM88 66V67H87ZM182 66H184V65H182ZM201 66V65H200ZM196 67V66H195ZM235 67V66H234ZM8 68H10V70L8 69ZM70 68H72L71 70V72L69 71L70 70ZM180 68H182V67H180ZM184 68V67H183ZM190 68V67H189ZM188 68V69H189ZM192 68V67H191ZM190 68V69H191ZM194 68V67H193ZM198 68V67H197ZM227 68V69H226ZM69 69V70H68ZM201 69V68H200ZM225 69L226 70H228L227 71V73H226V71H225ZM69 71V72H65V71ZM83 70V71H82ZM85 70V71H84ZM194 70H196V68L194 69ZM194 70L193 71H191V72H194ZM199 69H197L196 71H198ZM238 70V69H237ZM4 71H6V73H4ZM82 71V73H80ZM188 71V70H187ZM195 71V72H196ZM200 71V70H199ZM201 71H200V73H201ZM72 72H73V74H72ZM92 74H91V73ZM109 72H112V74H109ZM224 72L226 73V75L224 74ZM233 72V71H232ZM75 73H77V74H75ZM88 73L89 74H91L90 76L88 75ZM184 73V72H183ZM199 73V72H198ZM182 74V73H181ZM189 74V73H188ZM191 74V73H190ZM203 74V75H204ZM224 76H223V75ZM74 76V77H70V76ZM78 75V76H77ZM184 75H186V74H184ZM192 75V74H191ZM197 75V74H196ZM196 75H195V77H196ZM199 75H201V74H199ZM198 75V76H199ZM228 75V76H227ZM230 76V77H229ZM239 76V77H238ZM174 77V76H173ZM201 77V76H200ZM68 78H70V79H67ZM149 78H151V84H149L150 82H148V80H149ZM193 78V77H192ZM202 78V77H201ZM166 80V81H167ZM172 80V79H171ZM176 81V80H175ZM190 81V80H189ZM78 82H80V84H77ZM168 83H169V81H167ZM173 82H174V80H173ZM176 82H178V81H176ZM180 82V81H179ZM170 83H171V81H170ZM169 83V84H170ZM155 84V83H154ZM175 84V83H174ZM177 84H179V83H177ZM186 84V83H185ZM228 84V85H229ZM232 84V83H231ZM156 85V84H155ZM154 85V86H155ZM168 85V84H167ZM171 85V84H170ZM169 85V86H170ZM187 85V84H186ZM226 85V84H225ZM228 85H226V86H228ZM236 85V86H237ZM89 86H90V88H89ZM168 86V88L170 89L171 88V86L169 87ZM189 86V85H188ZM200 86V87H199ZM86 87H88V88H86ZM167 87V86H166ZM173 87V86H172ZM224 87V86H223ZM81 88V89H80ZM83 88H85V91H84V89ZM180 88V87H179ZM226 89H227V87H225ZM88 89V90H87ZM116 89V90H115ZM155 89V88H154ZM169 89H167V90H169ZM230 89V88H229ZM83 90V91H82ZM112 90H114V91H112ZM152 90H153V88H152ZM164 90H166V89H164ZM171 90H172V88H171ZM180 90V89H179ZM210 90H212V89H210ZM215 90V89H214ZM228 90V89H227ZM84 93H86L87 92V94H89L90 92L89 91H92L91 92V94H94V98L95 99H92V100H90L89 99V97H88V99L91 101V102H86V98H87V96H84V94L82 93V92ZM105 92V91H107V92H111L112 94H109L110 96H102V94L100 93V92ZM220 91H222V92H224L223 90H220ZM89 92V93H88ZM115 92V93H114ZM153 92V91H152ZM168 92V91H167ZM171 92V91H170ZM174 92V91H173ZM181 92V91H180ZM212 93L214 92V91H211ZM235 92V91H234ZM106 93V92H105ZM105 93H103L104 95H105ZM114 93V94H113ZM215 93V92H214ZM217 93V92H216ZM215 93V94H216ZM219 93V92H218ZM225 93V92H224ZM232 93H233V91H232ZM231 92H230V95L232 94ZM87 94H85V95H87ZM108 94V93H107ZM150 94V95H149ZM220 94V93H219ZM179 95H180V93H179ZM207 95V94H206ZM221 95V94H220ZM219 95V96H220ZM235 95H236V93H235ZM83 96L84 97H86L85 99V102L84 101H82V100H84L83 99ZM178 96V95H177ZM224 96H226V95H224ZM232 96H233V94H232ZM207 97V96H206ZM91 98V97H90ZM180 99V98H179ZM181 99H182V97H181ZM208 99V100H207ZM209 97L208 98H203V100L201 101V102H203V101H205L206 102V100L207 101H209ZM221 99V98H220ZM231 99H233V98H231ZM231 99H230V102H231ZM234 99H236V98H234ZM88 100V101H89ZM94 100V101H93ZM150 100V99H149ZM149 100H148V104H150L149 103ZM195 100V99H194ZM200 100V99H199ZM228 100V99H227ZM111 101H114V102H111ZM221 101V100H220ZM226 101V100H225ZM152 102V101H151ZM185 102V101H184ZM210 102V101H209ZM102 103H100L99 105H101ZM109 103V104H110ZM197 103V102H196ZM105 104V103H104ZM137 104V105H136ZM152 104V103H151ZM150 104V105H151ZM201 104V103H200ZM203 104H205L204 102H203ZM209 104V103H208ZM211 104V103H210ZM108 105V104H107ZM111 105V104H110ZM193 105V104H192ZM197 105H199L198 103H197ZM202 105V104H201ZM112 106V105H111ZM121 106H120V108L119 109H121ZM204 106V105H203ZM208 106V105H207ZM40 107H44V108H40ZM205 108V107H204ZM211 108V107H210ZM80 109H77V110H75V111H78V110H80ZM94 110L95 109H99V107L98 108H93ZM92 109V111H94ZM104 109V108H103ZM103 109H102V111H103ZM123 109V108H122ZM142 109H143V107H142ZM91 110V109H90ZM118 110V109H117ZM68 111V110H67ZM100 111H101V108H100ZM102 111L100 112V113H102ZM114 111V110H113ZM135 111V110H134ZM214 111V112H215ZM55 112H57L58 114H56ZM60 112V113H59ZM68 112H71V111H68ZM72 112H73V110H72ZM97 112L99 113V111H96L95 113L97 114ZM115 112V111H114ZM82 113V112H81ZM80 113V114H81ZM104 113V112H103ZM213 113V112H212ZM218 113V114H219ZM28 114V113H27ZM28 114V116L30 117V115ZM61 114V115H60ZM83 114V113H82ZM86 114V113H85ZM101 115H103V114H100L99 116L101 117ZM214 115V114H213ZM234 116H238V118H243V120L241 119V121L239 122V121H236L235 123L237 124V123H240V124H243L244 126H246V129H250V130H252V131H250V130H248V131H250V132H247L246 130H242L241 128V130L239 131V134L238 135H233L232 133V137L230 136V137H227L228 135V133H226V135L221 131V130H224L225 132H227V129H228V126L226 127V126H224V125H226V120H229V119H233L234 118ZM7 117V116H6ZM27 117V116H26ZM64 117H65V115H64ZM95 117V116H94ZM93 117V118H94ZM13 118V120H15ZM66 118V117H65ZM237 118V117H236ZM235 118V119H236ZM3 119V118H2ZM1 119V120H2ZM9 119V118H8ZM26 119V118H25ZM97 119V118H96ZM213 119V118H212ZM215 119V118H214ZM1 120H0V122H1ZM5 120V119H4ZM12 120V119H11ZM10 120V121H11ZM20 120V119H19ZM30 120H32V119H30ZM37 120V119H36ZM44 120L42 121V122H44ZM92 120V119H91ZM238 120V119H237ZM16 121V120H15ZM22 121L24 122V119H22ZM28 121V120H27ZM47 121H48V123H47ZM94 121V120H93ZM214 121H217V120H214ZM9 122V121H8ZM12 122H14V121H12ZM18 122H20L21 123V121H18ZM18 122H16L17 124H18ZM29 122V121H28ZM33 122L34 123H36L34 120H33ZM96 122H97V120H96ZM95 121L94 122H92V123H96ZM4 123V122H3ZM3 123L1 122V124L3 125ZM31 123V122H30ZM30 123L29 124H27V125H29L30 126ZM38 123H41V121L40 122H38ZM92 123H90V125H92ZM228 123V122H227ZM13 125H11V126H14L15 125V123H12ZM89 125V124H88ZM87 125V126H88ZM94 125V124H93ZM1 126V125H0ZM24 126H26L25 124H24ZM32 126V125H31ZM36 125H33V127H35ZM37 126H38V124H37ZM40 126V125H39ZM61 126H63V125H61ZM239 126H241V125H239ZM4 127H6V128H9V126L7 125H5ZM27 127V126H26ZM25 127V128H26ZM43 127H45V126H43ZM43 127L41 126V128L43 129ZM91 127V126H90ZM145 127V126H144ZM3 128V127H2ZM6 128L4 129V130H6ZM12 128V127H11ZM31 128V127H30ZM63 128V127H62ZM86 128H88V127H86ZM86 128H85V130H86ZM205 128V127H204ZM209 128V127H208ZM212 128V127H211ZM210 128V129H211ZM239 128V127H238ZM27 129V128H26ZM35 128H33L32 130H34ZM55 130V132L53 133V132H51L52 130ZM234 129V128H233ZM21 130V129H20ZM30 130V129H29ZM37 130H38V128H37ZM39 130H41V129H39ZM38 130V131H39ZM53 130V131H54ZM88 130H89V128H88ZM91 130V129H90ZM146 130V129H145ZM204 130V129H203ZM213 130H215L214 131V133H213ZM1 131V130H0ZM36 131V130H35ZM58 131H60V130H58ZM219 131V132H218ZM4 132V131H3ZM14 132V131H13ZM217 132V133H216ZM236 132V131H235ZM5 133V132H4ZM4 133H2V134H4ZM20 133H22V132H20ZM19 133V134H20ZM27 133V132H26ZM32 132L30 131V134H31ZM36 133H38L37 131H36ZM58 133V132H57ZM142 133V132H141ZM143 133H144V131H143ZM148 133H149V130H148ZM230 133V132H229ZM237 133V132H236ZM249 135H248V134ZM253 133V134H252ZM8 134V133H7ZM11 134V133H10ZM9 134V135H10ZM13 134V133H12ZM25 134V133H24ZM35 134V133H34ZM85 134V133H84ZM209 134V135H208ZM230 134V135H231ZM252 134V135H251ZM22 135V134H21ZM51 135V136H52ZM56 135V134H55ZM3 136V135H2ZM8 136V135H7ZM6 136V137H7ZM14 136L16 137V135L14 134ZM20 136V135H19ZM69 136V135H68ZM226 136V137H225ZM9 137V136H8ZM18 137V136H17ZM28 137V136H27ZM70 137V136H69ZM68 137V138H69ZM124 137H125V135H124ZM147 137H148V135H147ZM146 137V138H147ZM4 138L5 137H3L2 139L4 140ZM29 138V137H28ZM75 138V137H74ZM74 138H71V139H74ZM84 138V137H83ZM85 138H87L86 140H88V138L89 137H86L85 136ZM84 138V139H85ZM145 138V139H146ZM169 138V137H168ZM181 138H183V137H181ZM187 138V137H186ZM231 138H234L233 140L231 139ZM10 138H8V140H9ZM11 139H12V137H11ZM16 139V138H15ZM27 139V138H26ZM51 139H54V137L52 136V138ZM83 139V140H84ZM151 139H152V137H151ZM223 139V138H222ZM29 140V139H28ZM38 140V139H37ZM41 140L42 141H44V142H42L41 143ZM190 140V139H189ZM208 140L210 141H212V142H209V143H207L208 142ZM216 140V141H215ZM0 141H2V140H0ZM52 141V140H51ZM51 141H49V142H51ZM68 141H70V139L68 140ZM67 141V139L65 138V142H68ZM151 141H153V140H151ZM160 141V140H159ZM171 141V140H170ZM30 142H31V140H30ZM33 142V141H32ZM147 142V141H146ZM146 142H144V143H146ZM172 143L171 144H169V149H171L172 151L173 150H175V149H178V153H177V155H175L174 154V152H172L171 153V155L168 157L167 155L165 156L164 154V158L165 159H168V160H172V161H176L177 163H179L180 165H184L185 166V168H187V167H190V168H195L196 169V166H193L192 164V162L191 163H189L188 162V160L189 159H191V158H194V155L192 154V153H190V152H188L185 148H182V147H179V143L177 142V141H171ZM235 142V141H234ZM27 143H29V141L27 142ZM34 143H36L35 141H34ZM33 143V144H34ZM38 143H39V140H38ZM48 143V142H47ZM150 143V142H149ZM162 143H163V141H162ZM15 144V143H14ZM37 144V143H36ZM39 144V145H40ZM46 144V143H45ZM44 144V145H45ZM120 144V143H119ZM154 144V143H153ZM188 144H191L190 142L189 143H187V141H186V145H188ZM193 145H197L196 144V142H193L192 143ZM191 144V145H192ZM239 144H237V145H239ZM9 145V144H8ZM38 145V144H37ZM40 145V146H41ZM67 145V144H66ZM125 145H126V143H125ZM124 145V146H125ZM131 145V144H130ZM135 145V144H134ZM144 145V144H143ZM5 146V145H4ZM34 146V145H33ZM41 146V147H42ZM127 146V145H126ZM137 146V145H136ZM146 146V145H145ZM160 146V145H159ZM240 146V147H241ZM37 147V146H36ZM44 147V146H43ZM42 147V148H43ZM133 147V146H132ZM131 147V148H132ZM140 147V146H139ZM139 147H137V148H139ZM189 147V146H188ZM193 147V146H192ZM213 147V146H212ZM2 148V147H1ZM130 148V147H129ZM147 148V147H146ZM227 148V147H226ZM250 148H249V150H250ZM113 149V148H112ZM126 149H128L127 147H126ZM148 149V148H147ZM150 149V148H149ZM217 149V148H216ZM216 149H214V147L210 150V153H211V155H213L214 156V154L216 155V154H218V151L216 150ZM222 149V148H221ZM228 149V148H227ZM6 150V149H5ZM10 150V149H9ZM12 150V149H11ZM108 150V149H107ZM140 150V149H139ZM143 150V149H142ZM142 150H140V151H142ZM153 150V149H152ZM144 151V150H143ZM151 151V150H150ZM156 151V150H155ZM160 151H161V149H160ZM203 151V150H202ZM206 151V150H205ZM205 151H204V153H205ZM220 151V150H219ZM224 151V150H223ZM229 151H231L230 149H229ZM233 151V150H232ZM258 151L256 152L257 154H258ZM35 152V151H34ZM42 152V151H41ZM49 152V151H48ZM47 152V153H48ZM51 152V151H50ZM109 152H110V150H109ZM116 152H118V151H116ZM123 152V151H122ZM126 152V150L124 151V153ZM127 152H128V150H127ZM132 152V151H131ZM131 152H129L128 154L129 155H127V156H129L130 157V153ZM154 152V151H153ZM170 152V151H169ZM235 153H237L236 155H242L241 157H238V156H236L237 158H241V159H243L244 158V156H246V155H244L245 154V151H242V153L244 152V154H242L241 152H239V150H238V152L237 151H234ZM251 152H253V154H254V151H251ZM5 153V152H4ZM3 153V154H4ZM7 153V152H6ZM36 153V152H35ZM42 153H45V152H42ZM99 153V152H98ZM102 153V152H101ZM104 153V152H103ZM111 153V152H110ZM115 153V152H114ZM222 153V152H221ZM234 153V154H235ZM241 153V154H240ZM246 153H249V151H247ZM33 154V153H32ZM40 154V153H39ZM107 154V153H106ZM109 154V153H108ZM108 154H107V156H108ZM112 154V153H111ZM232 154V153H231ZM233 154V158L235 157V155ZM250 154V153H249ZM256 154V155H257ZM12 155V154H11ZM27 155V154H26ZM47 155V154H46ZM110 155V154H109ZM115 155V154H114ZM125 155V154H124ZM131 155H132V153H131ZM134 155V154H133ZM142 155H144V153L142 154ZM196 155V154H195ZM225 155V154H224ZM244 155V156H243ZM251 155V154H250ZM259 155V154H258ZM257 155V156H258ZM261 155V154H260ZM5 156H7V155H5ZM40 156V155H39ZM95 156V155H94ZM97 156V155H96ZM106 156V157H107ZM116 156V155H115ZM118 156V155H117ZM123 156V155H122ZM126 156V157H127ZM145 156V155H144ZM173 156H177V157H173ZM193 156V157H192ZM206 156V155H205ZM210 156V155H209ZM221 157H223L222 155H220ZM226 156V155H225ZM248 156V155H247ZM25 157V156H24ZM26 157H30V156H26ZM32 157V156H31ZM35 157V156H34ZM43 157V156H42ZM49 157V156H48ZM48 157H45L44 159L45 160H42L41 158H35L34 160L31 158L29 161L32 163V162H34V164L33 165H35L36 166V168L38 167L37 165H41V164H44L45 163V165H46V163L48 162L47 160H46V158H48ZM58 157V156H57ZM104 157V156H103ZM159 157L160 156H158V155H155L154 157H153V159L155 160V161H158L159 160ZM178 157H180V158H178ZM220 157V158H221ZM256 157V156H255ZM262 156H260V158H261ZM13 158V156H11V159ZM61 158V157H60ZM102 158V156L100 157V159ZM108 158H109V156H108ZM107 158V159H108ZM111 158V157H110ZM117 158V157H116ZM119 158V157H118ZM123 158H125V157H123ZM128 158V157H127ZM147 158H149V157H147ZM161 159L163 158V157H160ZM214 158V157H213ZM212 158V159H213ZM217 158H219V157H217ZM219 158V159H220ZM225 158V157H224ZM232 158V156H231V159H233ZM236 158V159H237ZM10 158H9V156H7V157H4L3 158V160H1L0 159V161H1V165H4L3 163H10V162H8V160H9ZM41 159V160H40ZM49 159V158H48ZM52 159V158H51ZM50 159V161H52ZM95 159V158H94ZM111 159H113V158H111ZM115 159V158H114ZM164 159V160H165ZM203 159H205L204 157H203ZM227 159V158H226ZM235 159V158H234ZM246 159H248V158H246ZM249 159H252V158H249ZM254 159V158H253ZM256 159H257V157H256ZM59 160V159H58ZM65 160V159H64ZM90 160V159H89ZM110 160V159H109ZM117 159H115L114 161H116ZM126 160V159H125ZM129 160V159H128ZM132 160H133V158H132ZM150 160V159H149ZM153 160V161H154ZM187 160V161H186ZM218 160V159H217ZM11 161V160H10ZM12 161H13V159H12ZM11 161V162H12ZM27 161V160H26ZM113 160H112V162H113V164L115 163ZM148 161V160H147ZM160 161V160H159ZM223 161V160H222ZM221 160H220V162H222ZM226 161V162H225ZM223 163V165H222V163H221V165L222 166H224L225 165V163H227L228 165L230 164V162L228 161V160H225ZM233 161H235L236 162V160H233ZM239 161L241 162V161H243V160H240L239 159ZM259 161V160H258ZM55 162H57V161H55ZM98 161H96V163H97ZM100 162V161H99ZM104 162V161H103ZM102 162V163H103ZM110 162V161H109ZM122 162V161H121ZM125 162V161H124ZM129 162V161H128ZM207 162H211V161H208V158H207ZM218 162V161H217ZM216 162V163H217ZM244 162V161H243ZM251 163V160L250 161H248V164H245L246 166L247 165H249L250 163ZM29 163V162H28ZM31 163L29 164V165H31ZM35 163H37V164H35ZM50 163V162H49ZM95 163V162H94ZM106 163H107V160H106ZM119 163V162H118ZM125 163H127V161L125 162ZM140 163V162H139ZM212 163H215V162H212ZM215 163V164H216ZM239 163V162H238ZM246 163V162H245ZM48 164V163H47ZM52 164V163H51ZM122 165H123V162L121 163ZM120 164V165H121ZM128 164V163H127ZM126 164V165H127ZM132 164V163H131ZM142 164V163H141ZM219 164V163H218ZM244 164V163H243ZM253 164V163H252ZM255 164H256V162H255ZM7 165V164H6ZM44 165V166H45ZM50 165V164H49ZM48 165V166H49ZM53 165H55V164H53ZM61 165V164H60ZM103 165V164H102ZM105 165V164H104ZM107 165H108V163H107ZM119 165V164H118ZM175 165V164H174ZM179 165V166H180ZM220 165V164H219ZM244 165V166H245ZM254 165V164H253ZM34 166V167H35ZM42 166V165H41ZM48 166H47V168H48ZM57 166V165H56ZM56 166H55V168H56ZM110 166V165H109ZM108 166V167H109ZM117 166V165H116ZM178 166V165H177ZM215 167H216V165H214ZM221 166V167H222ZM34 167H32V168H34ZM52 167V166H51ZM50 167V168H51ZM58 167V166H57ZM107 167V166H106ZM111 167V166H110ZM118 167V166H117ZM119 167H121V166H119ZM124 167V166H123ZM162 167V166H161ZM214 167V168H215ZM219 167V166H218ZM217 167V168H218ZM233 167V166H232ZM247 167H249V166H247ZM253 167V166H252ZM36 168H35V170H36ZM40 168V167H39ZM39 168H38V170H39ZM46 168V169H47ZM59 168V167H58ZM76 168V167H75ZM140 168H142L143 169V167H140ZM213 168V167H212ZM217 168H216V170H217ZM223 168V167H222ZM222 168H220V169H222ZM229 168V167H228ZM238 168V167H237ZM241 168V167H240ZM246 168V167H245ZM250 168V167H249ZM57 169V168H56ZM113 169V168H112ZM116 169V168H115ZM118 169V168H117ZM137 169V168H136ZM158 169H160V168H158ZM162 169H163V167H162ZM223 169H227V168H223ZM29 170H31V169H29ZM33 170V169H32ZM31 170V171H32ZM53 170V169H52ZM61 170V167H60V169H59V171ZM180 169H178V167H173L171 170H166L164 173H168V172H172V171H175V172H177V171H179ZM210 170H211V168H210ZM213 170H215V169H213ZM230 169H227V170H225V172L226 173H224V174H230V171H229ZM236 170V169H235ZM47 171V170H46ZM45 171V172H46ZM55 170H53L52 172H54ZM57 171H58V169H57ZM81 171V170H80ZM157 171V170H156ZM203 171V170H202ZM219 171H221V170H219ZM239 171H241V170H239ZM239 171H235V172H239ZM33 172V171H32ZM50 172V171H49ZM110 172V171H109ZM139 172H140V169H139ZM138 172V173H139ZM141 172H142V170H141ZM209 172V171H208ZM222 172H223V170L221 171V174H222ZM242 172V171H241ZM240 172V173H241ZM38 173V172H37ZM137 173V174H138ZM155 173V172H154ZM195 173V172H194ZM201 173V172H200ZM199 173V175H201ZM203 173V172H202ZM251 173V172H250ZM127 174H129V173H127ZM136 174V175H137ZM158 174V173H157ZM160 174V173H159ZM216 174V173H215ZM220 174V175H221ZM254 174V173H253ZM126 175V174H125ZM130 175V174H129ZM151 175H153V174H151ZM190 177H192V179L189 181V182H187V184L186 185H184V187H185V189H186V198H187V200H186V202H177V204L175 203L176 201H174V200H170V201H165V203H163V206H162V204L161 205H159V206H161V207H163V210H165L164 212H161V216H166V218L167 219H170V218H175L172 222H170V224H166V223H164L163 224V226L166 224V226L168 227H170V228H174L175 226H178V227H182L185 223V220L187 219H185V216L186 217H189V215H190V213H189V215H188V210H191V208H193L194 209V207H202L203 209H204V207H207V206H209V210H210V214L212 213V216H213V214H217L218 212H217V207H218V205H216L217 203H216V201H214V200H212L211 198H213V196L209 199L208 197H207V195H206V197L205 196H202V197H200V198H194L193 196V194L191 193V191H192V187L194 188V176H195V174H194V176H193V171H191L189 174H188ZM197 175V174H196ZM217 175V174H216ZM219 175V174H218ZM217 175V176H218ZM234 175V174H233ZM243 174H241V176H242ZM44 176V175H43ZM42 176V177H43ZM46 176H47V174H46ZM53 176V175H52ZM156 176V175H155ZM225 176V175H224ZM229 176V175H228ZM235 176V175H234ZM36 177V176H35ZM48 177H50V176H48ZM122 177H124V176H122ZM201 177V176H200ZM213 176H212V173H211V178H212ZM222 177V176H221ZM245 177V176H244ZM40 179V177H37V179ZM51 178V177H50ZM214 178V177H213ZM213 178H212V180H213ZM216 178V177H215ZM225 178H226V176H225ZM232 178H234V177H232ZM240 178V177H239ZM44 179H45V177H44ZM54 179V178H53ZM105 179V178H104ZM129 179H131L130 178V176H129ZM223 179H224V177H223ZM242 179H243V177H242ZM52 180V179H51ZM237 181L236 179H233L232 181ZM37 181V180H36ZM41 181H42V179L40 180V183H41ZM45 181V180H44ZM46 181H47V179H46ZM49 181H50V179H49ZM53 181V180H52ZM127 181V180H126ZM244 181V180H243ZM32 182H35V181H32ZM48 182V181H47ZM47 182H45V184H48ZM54 182H56V181H54ZM128 182V181H127ZM227 182V181H226ZM250 182V181H249ZM37 183V182H36ZM234 183V182H233ZM238 183H239V180H238ZM238 183L236 182V184L238 185ZM248 183V182H247ZM247 183H246V185H244L245 183L243 182L242 183V185H241V183L236 187V184H235V187H236V189L235 190H232V189H230L231 191H233V193H235L234 195H233V197H235V195L237 196V195H245V200H250L249 202H248V204H247V208H245L244 206H243V209L245 208V210L247 209L248 210V208H249V210H250V207H251V209H254L255 210V208L253 207V206H257L258 207V202H260L259 200H264V197L262 198V197H259L258 196V192L255 190L256 188H255V185H253V184H251V186H248V185H250V184H248L247 185ZM52 184V183H51ZM197 184V183H196ZM204 184H205V182H204ZM33 185V184H32ZM44 185V184H43ZM42 184H41V187L43 186ZM200 185V184H199ZM203 185V184H202ZM31 186V185H30ZM35 186V185H34ZM37 186V185H36ZM47 186H49V187H47L48 188V190H49V188H50V190H49V194H51V192L54 194L55 192H53L52 191V189L54 188H51L52 186L51 185H47ZM201 186V185H200ZM44 187H45V185L43 186V189H44ZM57 187V186H56ZM204 187V186H203ZM35 188V187H34ZM33 188V189H34ZM37 188V187H36ZM47 188L45 189V190H47ZM29 189H30V187H29ZM31 189H32V187H31ZM38 189H39V187H38ZM259 189H261V188H259ZM44 190V191H45ZM229 190V191H230ZM16 191V190H15ZM31 191V190H30ZM34 191V190H33ZM55 191V190H54ZM106 191V190H105ZM17 192V191H16ZM37 192H39V191H37ZM37 192H35V193H37ZM46 192V194H48ZM263 191H261V193H262ZM19 193V192H18ZM18 193H17V195H18ZM107 193V192H106ZM106 193H104L105 195H106ZM260 192H259V194H261ZM43 194V193H42ZM46 194H43V195H46ZM185 194V193H184ZM208 194H209V192H208ZM8 195V194H7ZM16 195V194H15ZM16 195V196H17ZM37 195V194H36ZM113 195V194H112ZM263 195V194H262ZM6 196V195H5ZM41 197H42V195H40ZM47 196V195H46ZM50 196V195H49ZM52 196V195H51ZM55 196V195H54ZM57 196V195H56ZM56 196H55V198H56ZM64 196V195H63ZM101 196H102V194H101ZM100 196V197H101ZM111 196V195H110ZM199 196V195H198ZM201 196V195H200ZM240 196H238V198L240 197ZM264 196V195H263ZM13 196H12V194H11V196H10V198H9V196L7 197L9 200L8 201H13L14 200V198H12ZM31 197V196H30ZM33 197V196H32ZM48 197V196H47ZM58 197H60V196H58ZM68 197H70L71 198V195L70 196H68ZM82 197V196H81ZM98 197V196H97ZM104 197V196H103ZM106 198L107 197H109L108 196V194L105 196ZM114 197V199H112V204H108L110 201H111V198H107V199H110V201L107 203L108 205H110V206H106V208L105 207H103V206H101V205H103V203L100 205L99 204V202L98 203H96V204H98V205H100L101 206V209L99 208V211H101V213H105L106 211H108L107 213L108 214H106L105 216H102V219L103 220H105L106 218L108 219V221L110 222V224H108V226L109 225H111L112 226V228H116V229H118L117 228V225L115 224V220H119L118 222H119V224H120V222H121V224H126V225H130V226H132V227H134V229H132V230H136L135 228L136 227H139L140 226V228H142V226L145 228V227H147V228H150V227H152V229L153 228H155V227H157V226H154V224H155V220L154 221H152V214L151 215H149V216H147L146 214H148V212H149V208H145L143 205H141V204H138V202L136 203V202H134V201H131V200H128V199H126V198H121V197H117V196H113ZM232 197V196H231ZM233 197L231 198L232 200H230V201H232V202H235L236 201V205H237V203L239 202V200H236V198H235V200L233 199ZM6 198V199H7ZM20 198V197H19ZM18 198V199H19ZM40 198V197H39ZM61 198H63V197H61ZM69 198V199H70ZM130 198H131V196H130ZM183 198H185V197H183ZM185 198V199H186ZM230 198V197H229ZM15 199H17V197L15 198ZM56 199H58V201H60V199L59 198H56ZM68 199V198H67ZM75 199V198H74ZM83 199V198H82ZM98 199V198H97ZM225 199H227V198H225ZM101 200H103V199H101ZM154 200V199H153ZM168 200V199H167ZM176 200V199H175ZM216 200V199H215ZM15 201V200H14ZM13 201V203H15ZM19 201H20V199H19ZM19 201H17V202H19ZM96 201V200H95ZM136 201V200H135ZM227 201V200H226ZM229 201V202H230ZM244 201V200H243ZM258 201V202H257ZM16 202V203H17ZM61 202V201H60ZM85 202V201H84ZM97 202V201H96ZM156 202V201H155ZM222 202V201H221ZM246 202V201H245ZM244 202V203H245ZM263 202V201H262ZM12 203V204H13ZM15 203V204H16ZM74 203V202H73ZM162 203V202H161ZM219 203V202H218ZM226 203V202H225ZM227 203H228V201H227ZM241 203V202H240ZM71 201H69V200H67V202H64V207H69V206H71ZM144 204V203H143ZM223 204V203H222ZM239 204V203H238ZM242 204V203H241ZM260 204V203H259ZM264 204V203H263ZM35 205V204H34ZM43 205V204H42ZM42 205H36V206H34V207H36V208H38V209H40L41 210V212H48V211H51V209L49 208V207H47V206H42ZM84 205V204H83ZM93 205H94V203H93ZM92 205V206H93ZM106 205V204H105ZM147 205V204H146ZM220 205V204H219ZM222 206V205H221ZM227 206V205H226ZM234 206V205H233ZM238 206V205H237ZM260 206V205H259ZM74 207V206H73ZM102 207L104 208V209H102ZM232 207V206H231ZM253 207V208H252ZM261 207H262V204H261ZM264 207V206H263ZM75 208V207H74ZM154 208V207H153ZM152 208V209H153ZM158 208V207H157ZM201 208V209H202ZM221 208V207H220ZM220 208H219V210H220ZM224 208V207H223ZM233 208H236V206L235 207H233ZM233 208H232V210H231V208H230V210H229V214H230V212H231V216H232V218L234 217L233 215H232V212L234 213V211L236 210V212H237V210H238V208H240V207H237V209H235V210H233ZM188 209V210H187ZM241 209V208H240ZM240 209H239V211H240ZM242 209V210H243ZM154 210H155V208H154ZM162 210V211H163ZM244 210V211H245ZM248 210V211H249ZM96 211H98V210H96ZM105 211V212H104ZM185 211H187L186 212V215H185ZM207 211V210H206ZM225 212H226V210H224ZM227 211H228V209H227ZM238 211V212H239ZM93 212V211H92ZM153 212V211H152ZM151 212V213H152ZM209 212V211H208ZM223 212V211H222ZM253 212V211H252ZM78 213V212H77ZM154 213V212H153ZM227 213V212H226ZM251 213V212H250ZM42 214V213H41ZM69 214V213H68ZM80 214V213H79ZM158 214H160V213H158ZM222 214V213H221ZM255 214V213H254ZM258 214V213H257ZM70 215H72V214H70ZM85 215V214H84ZM87 215V214H86ZM95 215V214H94ZM188 215V216H187ZM80 216V215H79ZM203 217L205 216V215H202ZM202 216H200V217H202ZM215 216V215H214ZM230 216V215H229ZM228 216V217H229ZM250 216V215H249ZM256 216V215H255ZM259 217V216H258ZM258 217H256V218H258ZM82 218V217H81ZM95 218V217H94ZM159 218H162V217H159ZM158 218V219H159ZM198 218V217H197ZM216 218V217H215ZM231 218V219H232ZM37 219V218H36ZM60 219H62V218H60ZM86 219V218H85ZM96 219V218H95ZM102 219H100L101 221H102ZM185 219V220H184ZM189 219V218H188ZM203 219V218H202ZM218 219V218H217ZM230 220V218H227V221H229ZM235 219V218H234ZM233 219V220H234ZM237 219V218H236ZM235 219V220H236ZM241 222H243V220L242 219H244V218H238ZM259 219V218H258ZM32 220V219H31ZM37 220H39V219H37ZM58 220V219H57ZM75 220V219H74ZM199 220V219H198ZM204 220V219H203ZM202 220V221H203ZM219 220H221V219H219ZM222 220H223V218H222ZM225 221H226V219H224ZM247 220V219H246ZM253 220H255V219H253ZM40 221V220H39ZM42 221H43V218H42ZM61 221H63V220H61ZM68 221V220H67ZM71 221V220H70ZM73 221V220H72ZM82 221V220H81ZM95 221V220H94ZM107 221V222H108ZM205 222H207V220H204ZM34 222V221H33ZM37 222V221H36ZM44 222V221H43ZM42 222V223H43ZM58 222H60V221H58ZM74 222V221H73ZM83 222V221H82ZM100 222V221H99ZM159 222V221H158ZM158 222H157V224H158ZM198 222V221H197ZM200 222H201V220H200ZM202 223V224H205V229H206V227H207V225H208V223ZM221 222V221H220ZM224 222V221H223ZM230 222V221H229ZM229 222L227 223V224H229ZM240 222V223H241ZM244 222L246 223V221L244 220ZM250 222V221H249ZM45 223H46V221H45ZM48 223V222H47ZM63 224L65 223V222H62ZM102 223V222H101ZM168 223V222H167ZM210 223V222H209ZM214 223V222H213ZM217 223V222H216ZM236 223V222H235ZM248 223V222H247ZM41 224V223H40ZM49 224V223H48ZM87 224V223H86ZM89 224V223H88ZM103 224V223H102ZM162 224V223H161ZM198 224V223H197ZM201 224V223H200ZM201 224V225H202ZM220 224H222V223H219V226H220ZM69 225H71V224H69ZM116 225V226H115ZM156 225V224H155ZM192 226H193V224H191ZM196 225V224H195ZM200 225V226H201ZM210 225V227L212 226L213 227V224L211 225V224H209ZM209 225H208V227H209ZM44 226V225H43ZM67 226V225H66ZM78 226V225H77ZM80 226V225H79ZM84 226V225H83ZM203 226V225H202ZM216 226V225H215ZM215 226H214V228H215ZM227 226V225H226ZM230 226V225H229ZM63 227V228H62ZM62 231L63 230H65L66 232L68 231L69 232V226L68 227H65V226H63L62 225ZM90 227V226H89ZM89 227H87V228H89ZM184 227V226H183ZM188 227H189V225H188ZM207 227V228H208ZM209 227V228H210ZM72 228V227H71ZM84 228V227H83ZM107 228V227H106ZM143 228V229H144ZM147 228H145V230H147ZM163 229H164V227H162ZM169 228V229H170ZM186 228V227H185ZM202 227H200L199 229H201ZM227 228V227H226ZM232 228V227H231ZM230 228V229H231ZM86 229V228H85ZM93 229V228H92ZM110 229V228H109ZM115 229V230H116ZM151 229V228H150ZM152 229H151V231H152ZM191 230L190 228H186V230H183V228H182V230L184 231V232H186L187 230ZM192 229H194V228H192ZM196 229H197V227H196ZM211 229H213V228H211ZM73 230V229H72ZM75 230V229H74ZM77 230V229H76ZM95 230V229H94ZM112 230V229H111ZM141 230V229H140ZM140 231L139 232V229H138V231L137 232H134L133 233V231H131V232H128V231H130V230H128V231H123V233H120L119 232V229H118V232H115V233H113L112 231H105V233L104 232H102V236L103 237H110V239H109V241L112 239L113 241L114 240H116V241H118V242H116V243H120L122 240L125 242V239L126 238H128V240L130 241V242H134L135 243V241H136V243L137 242H139V240H144L145 242H146V246H147V243H149L150 242V244H148L149 246H151V244L153 243L152 242V240H158L157 238H159V236L158 237H156V236H153L151 233V231H149V229H148V231ZM154 230V229H153ZM161 230V229H160ZM165 230V229H164ZM167 231H168V229H166ZM172 230V229H171ZM171 230H170V232H171ZM202 230H204V229H202ZM223 230V229H222ZM225 230V229H224ZM227 230V229H226ZM232 230V229H231ZM81 230H80V228H79V233L80 234H82L81 232H80ZM82 231H84V230H82ZM89 231H91V230H89ZM103 231V230H102ZM156 231H157V229H156ZM163 231V230H162ZM173 231V230H172ZM199 231H201V230H198L197 229V231H195V230H193V232L195 233V232H199ZM205 231V230H204ZM67 232V233H68ZM78 232V231H77ZM76 232V233H77ZM128 232V233H127ZM158 232V231H157ZM160 232V231H159ZM203 232V231H202ZM210 232H212V231H210ZM214 233L215 232H219L218 230H216V229H214V231H213ZM225 232V231H224ZM84 233V232H83ZM92 233V232H91ZM91 233H88V234H90V236L89 237H91V238H93L92 237V234ZM97 233V232H96ZM100 233H101V231H100ZM164 233H166V232H164ZM188 233L189 232H187V235H188ZM190 233H192V231L190 232ZM222 233V232H221ZM78 234V233H77ZM160 234H162V233H160ZM160 234H158V235H160ZM174 234V233H173ZM178 234V233H177ZM217 234V233H216ZM220 234V233H219ZM25 235V234H24ZM76 235V234H75ZM97 235V234H96ZM96 235H94L93 234V236H95L93 239L94 240H92V241H97V239H96ZM99 235V234H98ZM101 235V234H100ZM99 235V236H100ZM164 235V234H163ZM172 235V234H171ZM170 235V236H171ZM190 235V234H189ZM193 235V234H192ZM198 235H199V233H198ZM202 235H204V234H202ZM211 235V234H210ZM224 235H225V233H224ZM26 236V235H25ZM52 236V235H51ZM61 236H63V235H61ZM68 236V235H67ZM72 236V235H71ZM79 236V235H78ZM169 236V237H170ZM212 236H213V234H212ZM86 238L88 237V236H85ZM103 237H100V238H103ZM129 237H130V239H129ZM163 238V240L166 238V237H168V235L166 236L165 235V237L164 236H162ZM173 237V236H172ZM57 238H58V235H57ZM84 239V238H82V239H84V242H85V240H87V239ZM97 238H98V236H97ZM186 238V237H185ZM214 238V237H213ZM62 239V238H61ZM105 238H103V240H104ZM189 239H191V238H189ZM192 239H193V237H192ZM65 240V238L63 239V241ZM71 240V239H70ZM74 240H75V242H76V239L74 238ZM98 240H100L99 238H98ZM103 240H101V243L103 242ZM106 240V239H105ZM111 240V241H112ZM141 240V241H142ZM185 240V239H184ZM187 240V239H186ZM194 240V239H193ZM61 241V240H60ZM62 241V242H63ZM77 241H78V239H77ZM81 241H83V240H81L80 239V242ZM89 241H91V240H89ZM91 241V242H92ZM109 241L108 242H105V243H108L107 245H111V243H109ZM112 241V242H113ZM120 241V242H119ZM122 241V242H123ZM129 241L127 242V244L129 243ZM160 241V240H159ZM168 241V240H167ZM192 241V240H191ZM80 242H78L77 244L79 245V243ZM83 242V243H84ZM90 242V243H91ZM98 242V241H97ZM96 242V243H97ZM115 242V241H114ZM123 242V243H124ZM145 242H143V244L145 243ZM187 242V241H186ZM89 243V242H88ZM93 243V242H92ZM96 243L94 244V245H96ZM99 243V242H98ZM97 243V244H98ZM122 243V244H123ZM157 243H159V242H157ZM156 243V244H157ZM76 244V243H75ZM81 244V243H80ZM87 244V241H86V243H85V245ZM104 244V242L102 243V245ZM121 244V243H120ZM119 244V245H120ZM127 244H124V245H121L122 247H117V249H115V250H112V251H110V252H116V253H118V252H120V251H123L124 252V250H127V249H129L128 247L130 246V244L128 245V247L127 246H125V245H127ZM133 244V243H132ZM213 244V243H212ZM68 245V244H67ZM82 245V244H81ZM85 245H83V247L85 246ZM91 247H92V245L91 244H89ZM105 246V247H108V246ZM113 245H114V243H113ZM142 245V244H141ZM141 245H140V247H141ZM145 245V244H144ZM187 245H188V243H187ZM216 245V244H215ZM223 245V244H222ZM65 246V245H64ZM80 246V245H79ZM89 246V247H90ZM114 246H117L116 244L114 245ZM143 246V245H142ZM145 246V247H146ZM158 246V245H157ZM76 247H78V246H76ZM88 247V248H89ZM91 247H90V249H91ZM99 247V246H98ZM102 247V246H101ZM148 247V246H147ZM222 247V246H221ZM80 248V247H79ZM87 248V246L86 247H84V249H86ZM87 248V249H88ZM95 248H96V246H95ZM103 248V247H102ZM110 248V247H109ZM116 248V247H115ZM136 248V247H135ZM142 248V247H141ZM82 249V248H81ZM105 250H107V248H104ZM113 249V248H112ZM137 249V248H136ZM149 250L151 249V247L150 248H148ZM156 249V247L154 248V250ZM4 250V249H3ZM151 250H153V249H151ZM150 250V251H151ZM153 250V251H154ZM77 251V250H76ZM78 251H80L79 249H78ZM77 251V252H78ZM95 251H97V250H95ZM150 251H148V252H150ZM77 252H75V253H77ZM99 252V251H98ZM102 252V251H101ZM113 252V253H114ZM135 252H137V251H135ZM146 252V251H145ZM152 252V251H151ZM211 252V251H210ZM26 253H28V252H25L24 254H26ZM34 253V252H33ZM87 253V252H86ZM85 253V254H86ZM107 253H109V251L107 252ZM138 253V252H137ZM137 253H135V254H137ZM142 252H140V255L142 256V254H141ZM189 253V252H188ZM193 253V252H192ZM24 254H23V256H24ZM89 254V253H88ZM101 254V253H100ZM104 254H106V252L104 253ZM103 254V255H104ZM186 254V253H185ZM82 255V254H81ZM87 255V254H86ZM92 255V254H91ZM109 255H111V254H109ZM138 256V258L140 259V256H139V254H137ZM146 255V254H145ZM149 255V254H148ZM151 255V254H150ZM32 256V255H31ZM30 256V257H31ZM45 256V255H44ZM75 256V255H74ZM147 256V255H146ZM25 257H26V255H25ZM29 257V256H28ZM72 257V256H71ZM90 257V256H89ZM105 257H106V255H105ZM119 257V256H118ZM134 257V256H133ZM258 257V256H257ZM23 258V257H22ZM143 258H146V257H144V255H143ZM28 258H26V260H27ZM43 259V258H42ZM137 259V258H136ZM136 259H134V260H136ZM139 259H137V260H139ZM1 260V259H0ZM2 260H3V257H2ZM41 260V259H40ZM137 260H136V262H137ZM145 260V259H144ZM144 260H142V261H144ZM22 261V260H21ZM31 261V260H30ZM140 261V260H139ZM3 261H0V264L2 263ZM24 262V261H23ZM114 262L115 261H108V262H106V264H114ZM132 262V261H131ZM126 263V262H124V263H122V264H134V263H136L135 261H133L134 263ZM145 262V261H144ZM22 263V262H21ZM20 263V264H21ZM26 263V262H25ZM27 263H28V261H27ZM32 263H33V261H32ZM138 263V262H137ZM136 263V264H137ZM141 263V262H140ZM139 264V263H138ZM143 264H145V263H143Z\"/></svg>",
	"mask_w": 264,
	"mask_h": 264
}]
</instances>
